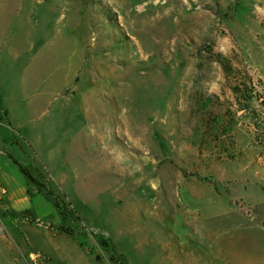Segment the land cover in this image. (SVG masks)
Wrapping results in <instances>:
<instances>
[{"label":"rangeland","instance_id":"374dc122","mask_svg":"<svg viewBox=\"0 0 264 264\" xmlns=\"http://www.w3.org/2000/svg\"><path fill=\"white\" fill-rule=\"evenodd\" d=\"M0 93L58 213L0 264H264V0H0Z\"/></svg>","mask_w":264,"mask_h":264},{"label":"crops","instance_id":"0c3cea01","mask_svg":"<svg viewBox=\"0 0 264 264\" xmlns=\"http://www.w3.org/2000/svg\"><path fill=\"white\" fill-rule=\"evenodd\" d=\"M16 117L8 104V96L0 93V210L24 215L33 208L46 207L48 214L57 215L53 202L49 208L43 205L48 199L43 196L44 190L33 182L38 173L44 176L43 167L20 133L22 123H12ZM45 178L51 188V179ZM35 195H38L36 204Z\"/></svg>","mask_w":264,"mask_h":264},{"label":"trees","instance_id":"16d2710c","mask_svg":"<svg viewBox=\"0 0 264 264\" xmlns=\"http://www.w3.org/2000/svg\"><path fill=\"white\" fill-rule=\"evenodd\" d=\"M249 77V80H250V76H248ZM247 97V96H246ZM261 97V94H257V98H260ZM263 101V105H264V97H262V99H261V102ZM57 206H58V204H56ZM59 207V206H58ZM66 234H70L71 235V233L70 232H65ZM80 245H82L83 246V243L82 242H80Z\"/></svg>","mask_w":264,"mask_h":264}]
</instances>
